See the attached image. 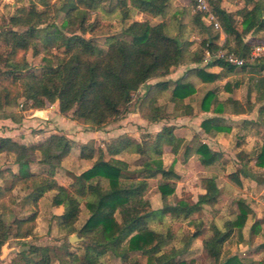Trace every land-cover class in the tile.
I'll return each instance as SVG.
<instances>
[{
    "label": "trees",
    "instance_id": "16d2710c",
    "mask_svg": "<svg viewBox=\"0 0 264 264\" xmlns=\"http://www.w3.org/2000/svg\"><path fill=\"white\" fill-rule=\"evenodd\" d=\"M39 1L45 9L38 10L32 4L29 10L23 9L11 16V25L25 27L24 31L10 28L0 32L3 41L0 49V110L12 106L20 97L32 101V106L37 108L44 107L47 102H58L62 114L73 111L74 120L97 130L128 113L134 94L149 80L169 75L180 64L201 63L207 51L215 53L225 49L250 59L254 46L264 42V36L246 39L250 33L264 32V0H245L246 7L239 13L240 20L222 7V0L210 1L211 12L221 29L204 22L206 13L191 14L190 29L201 36L196 45L194 40L172 34L170 20L153 24L149 19L133 18L135 13L164 17L172 0H109L125 27L122 37H108L106 47L84 34L96 29L97 24L89 22L92 11L108 0H58L54 4L49 0ZM189 2L193 4V0ZM52 7L65 13L61 24L38 27L40 21L50 15ZM184 12L177 10L171 15L182 32L187 26L178 19ZM222 32L226 35L224 41H220ZM53 46L59 52H52ZM29 49L35 55L46 54L42 58L41 74H21L30 65L25 57L18 58V54ZM213 66H220L221 71L207 69ZM248 67L264 70V57L249 60L242 67L215 59L206 66L191 69L173 82L164 80L148 84L144 95L146 118L158 122L171 116L166 110L168 105L160 102L165 92H170L168 101L174 105L172 113L175 116L192 115L191 99L197 89L190 77L205 83L218 82ZM4 80L13 84V97L3 84ZM233 86L228 81L224 88L231 90ZM187 98L191 102H185ZM199 105L200 109L217 114L243 113L253 108L250 104L244 106L239 100L221 97L217 89L207 91ZM7 117L17 119L14 113L3 115V118ZM201 126L212 134L232 130V125L221 116L206 118ZM175 129L174 125H165L155 135L144 134L141 141L122 134L107 142L105 149L94 142L93 146L83 144L80 157L91 165L68 186L60 184L56 176L61 173L64 159L73 147V141L67 136L51 134L32 144L0 136V154L14 155V163L18 165V172L9 167L0 169V178L4 182L0 185V198L6 191L13 192L20 187L26 192L23 208H29L38 207L47 193L54 192L52 205L63 206V212L54 216L59 232L67 239L66 245L70 244L68 238L74 233L82 238L81 252L67 248L62 254H56L58 264H108L107 259L124 264H264V259L243 260L236 254L224 257V245L233 235L240 241L244 239L243 231L251 209L243 198H237L238 211L233 218L222 225L212 224L211 232L203 238L199 258H179L190 249L193 240L203 234L201 222L193 215L202 211L204 205H216L221 188L216 175L205 176L202 178L204 192L198 195L194 204H169L168 198L175 193L176 180L180 178L173 166L164 165V147L169 146L175 155L183 147L186 157L195 156L206 168L218 162L221 154L201 140L187 141L177 136ZM124 153H137L146 159L140 165L132 166L118 157ZM32 164L42 168L33 171ZM256 165L264 167V138L256 155ZM156 176H160L158 188L163 201L159 210L153 209L145 198L149 179ZM229 176L241 184L235 173ZM1 210L0 205V254L11 237L35 236L38 217V210L34 209L27 217L14 218L8 223ZM165 215L188 221L195 225V230L177 235L171 228L162 231L150 226V219ZM259 222L254 223V232H257ZM176 238L177 243L174 242ZM51 249L47 245L31 244L18 252L12 264H53L55 255Z\"/></svg>",
    "mask_w": 264,
    "mask_h": 264
},
{
    "label": "rangeland",
    "instance_id": "374dc122",
    "mask_svg": "<svg viewBox=\"0 0 264 264\" xmlns=\"http://www.w3.org/2000/svg\"><path fill=\"white\" fill-rule=\"evenodd\" d=\"M189 1L191 0H172L167 15L164 17L153 18L143 13H135L133 18L137 20L149 19L153 24L163 19L170 20L172 34L181 36L185 40H194V43H199L201 36L196 32H192L189 26L190 15L197 12L194 9L195 0H193L192 5H190ZM226 1L233 3L236 0ZM54 2H58V0H49L50 4H54ZM32 4H35L38 10L46 8L39 0H0V32L10 28L24 31L25 27H14L11 25L10 18L13 15L19 14L23 9L29 10ZM113 8V3L108 0L99 8L93 10L89 22L96 23L97 27L94 31H87L84 36L94 38L103 47L107 46V39L111 35L122 37L125 25L120 21L119 13L114 11ZM177 10L185 11L178 19L179 23L187 26V30L183 32L178 28L177 22L175 23L171 18L172 13ZM64 17V12L58 11L57 7H52L50 15L40 21L38 27L42 28L52 23L60 25ZM204 22L209 24L205 19ZM77 33H80V31H77ZM67 34L71 33L67 32ZM220 41H222L221 38ZM2 46L3 41L0 39V49ZM51 50L54 53L59 52L55 46ZM45 55V52L35 55L32 49L19 53L18 58L25 57L30 65L26 70H22L21 74L25 75L30 72L41 74L43 71L42 58ZM191 66L192 64H180L176 67L174 73L172 72V74L170 73L167 76L149 80L147 84L142 85L139 91L134 94L129 106V112L119 120L99 130L89 124L74 120L73 111L62 114L58 102H47L44 107L37 108L32 106V101H28L24 97L18 98L12 106L0 110V118L2 119L3 115L11 113H14L17 118L7 117V119H11L16 125L12 123L11 127H9L4 124L1 125L0 130L9 129V131L18 135L17 137L20 139L15 140L25 144L42 141L51 134H63L71 139L73 141L72 150L64 159L65 166L62 167V171L60 170L61 173L56 175L60 184L68 186L78 174L91 165V162L80 157L81 146L83 144L93 146L94 142L95 145L105 149L107 142L122 134H127L141 141L144 138V134L151 133L155 135L163 126L170 124L175 126L177 134L183 135L187 139L193 138L196 139V142L203 139L204 137L197 133L200 130L199 118L187 116L184 113L175 116L172 113L174 112V105L168 101L170 92H165L160 99L161 103L168 105L166 110L171 112L169 113L171 115L169 118L158 122L149 121L146 118L147 110L144 108L146 85L164 80L173 82L175 79L184 76ZM190 79L195 84H198L199 78L190 77ZM10 82L9 80H4L3 84H6L7 90L11 92V96L13 97L14 86ZM217 84L200 86L198 93L191 99L192 102L189 98L185 102H191L194 110H199L200 101L206 90L213 88ZM1 95H4L3 91H1ZM263 126L262 122H259L258 125H248L247 127L241 124V127H236L233 131L225 133L223 138H226V141L219 145L220 151L218 152L221 156L218 162L208 168L203 166L195 156L186 157L183 147L177 155L171 152L169 146L164 147L162 155L164 165L166 167L173 166L180 178L176 180L175 193L168 198L169 204H194L198 199V195L204 190L202 178L205 176L216 175L217 184L221 188V194L216 205H204L202 211L193 215V218L201 222L203 234L195 238L190 249L179 258L187 260L199 258L203 251V238L211 232L212 224L215 222L222 225L227 219L233 218L235 212L238 211L236 200L237 198H243L251 209L249 219L243 231L245 237L243 241H240L237 235H233L224 245V257L236 254L243 260L264 259V247L262 246L264 244V167L256 165V155L261 147V139L264 137ZM118 157L125 159L132 166L140 165L146 159V156L137 153H124ZM14 158V155L10 153L0 154V169L3 166L14 165ZM41 168L38 164H32L31 167V169L36 171H39ZM230 173H235L239 177L241 184L236 183L229 176ZM1 180L0 178V185L4 184ZM149 182L150 186L145 193V198L150 202L153 209L159 210L163 207V201L158 188L160 176L150 178ZM53 195L54 192L47 193L46 197L40 200L38 207L30 206L29 208H23V199L26 196V192L21 190L20 187L15 188L13 192L6 191L2 198H0L1 211L8 223H11L14 218L27 217L34 209L38 210V217L35 222L36 235L25 239L11 237L2 248L0 264H12L18 252L28 248L31 244L50 246L52 248L51 252L55 255L53 264H58L56 254H62L67 248L81 252L80 242L82 238L77 233L69 236L68 241L70 244L67 246L65 235L59 232L54 215L61 214L63 208L52 205L51 200ZM256 220L260 222L256 227L258 229L257 232H254L253 225ZM149 224L151 227L162 231L171 228L177 235H182V232H192L195 230V225L182 219L173 218L170 215L150 219ZM72 236H75V238L71 240L70 237ZM174 242L177 243L178 239L176 238ZM107 261H109L108 264H124L117 260L107 259ZM208 264L212 263L209 262Z\"/></svg>",
    "mask_w": 264,
    "mask_h": 264
},
{
    "label": "crops",
    "instance_id": "0c3cea01",
    "mask_svg": "<svg viewBox=\"0 0 264 264\" xmlns=\"http://www.w3.org/2000/svg\"><path fill=\"white\" fill-rule=\"evenodd\" d=\"M222 7L227 12L234 15L238 20H240L241 17H240L239 13L242 9H244L246 7V3H245V0H236L233 3L226 1V0H224V1L222 0ZM262 36H264V32L250 33L249 35H247L246 39L249 40L252 37H262ZM225 37H226L225 33L222 32L221 33L222 41L225 40ZM191 64H192V66L187 70L186 74L193 68L206 66L208 64V62L204 59V61L201 63H191ZM207 69L212 71V72H220L221 71L220 66H213V67H210ZM175 71H173V73ZM186 74H184V75H186ZM228 81L232 82L234 84L233 89H231V90H226L224 88L226 82H228ZM214 83H218V84L215 85L213 88H208V90H206V92L209 90L217 89L219 92V95L225 99L233 98V99L239 100L244 106H247L248 104L253 106V108L251 110H249L248 112H243V113L225 112V113L217 114V113H214L213 111H204V110L199 108V110H196V111L194 110V114L187 115V116H194L197 119L198 118L200 119L199 120V129L200 130L197 133H199V135L204 137L203 139H201V141L208 144L211 149H213L215 151H220L219 150L220 143H224L226 141V138H223V135L225 133H217V134L207 133L201 126L202 121L206 118L221 116L224 119H226L229 124L232 125V131L236 127H241V124H244V126H246V127L248 125L249 126L258 125L259 122H262V124H264V70H259L256 67H248L246 70L237 72V73L232 74V75H229L228 77H225L223 80H219L218 82L205 83V82L199 80L198 84H195L196 89H197V92L195 93V95L198 93V88L200 86H202V85L207 86L208 84H214ZM222 95H224V96H222ZM12 123H14V122L11 119L0 118V127H1V125H4V124L11 127ZM13 125H16V124L14 123ZM170 125H172V124H170ZM175 133H176V129H175ZM176 135L186 138L185 136L179 135L177 133H176ZM0 136L11 137V138L20 140L17 137L18 135L14 134L12 131H9V129H6V128L0 130ZM263 138L261 139L260 146L262 145ZM210 139H211V141H210ZM186 140L190 141V140H193V138H191V139L186 138ZM2 154H4V153H2ZM7 167L11 168L14 172H18V165L17 164H14L12 166H3L2 168H7ZM31 167H32V165H31ZM32 170L36 171L34 169H32ZM57 179H58V176H57ZM1 182H3V181L1 180ZM203 192H204V190H203ZM46 195L43 198H45ZM54 207H62L63 208V206H54ZM55 215H59V214H55ZM255 260H257V259L255 258Z\"/></svg>",
    "mask_w": 264,
    "mask_h": 264
},
{
    "label": "built area",
    "instance_id": "2783aa9c",
    "mask_svg": "<svg viewBox=\"0 0 264 264\" xmlns=\"http://www.w3.org/2000/svg\"><path fill=\"white\" fill-rule=\"evenodd\" d=\"M210 1L212 0H195L194 9L197 12L206 13L204 19L208 21L209 24H212L215 29H221L219 21L216 19L215 15L211 12ZM264 57V42L256 44L251 52V58H245L235 54L234 52H229L225 49H220L215 53L207 51L205 60L207 62L213 61L215 59H220L230 65L236 67L244 66L249 60L253 61L256 58Z\"/></svg>",
    "mask_w": 264,
    "mask_h": 264
},
{
    "label": "water",
    "instance_id": "95a60500",
    "mask_svg": "<svg viewBox=\"0 0 264 264\" xmlns=\"http://www.w3.org/2000/svg\"><path fill=\"white\" fill-rule=\"evenodd\" d=\"M178 41H179V39H178ZM179 43H181V42L179 41ZM73 238H75V236L70 237L71 240H72Z\"/></svg>",
    "mask_w": 264,
    "mask_h": 264
}]
</instances>
